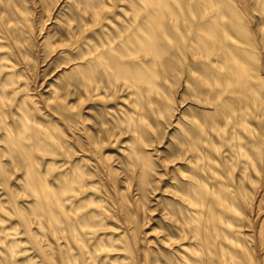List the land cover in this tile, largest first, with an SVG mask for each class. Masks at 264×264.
Instances as JSON below:
<instances>
[{"label": "rangeland", "instance_id": "rangeland-1", "mask_svg": "<svg viewBox=\"0 0 264 264\" xmlns=\"http://www.w3.org/2000/svg\"><path fill=\"white\" fill-rule=\"evenodd\" d=\"M0 264H264V0H0Z\"/></svg>", "mask_w": 264, "mask_h": 264}, {"label": "bare ground", "instance_id": "bare-ground-1", "mask_svg": "<svg viewBox=\"0 0 264 264\" xmlns=\"http://www.w3.org/2000/svg\"><path fill=\"white\" fill-rule=\"evenodd\" d=\"M198 196H199V199H198V201H199L201 204H203V202H202V201H203L202 194H201V193H199V195H198ZM201 198H202V199H201ZM207 205L210 207V204H207ZM210 208H211V207H210ZM211 209H212V208H211ZM208 228H210V229H211V231H213V230H214V231H217V229H216V227H215V226H213V227L211 228V226L209 225V226H208Z\"/></svg>", "mask_w": 264, "mask_h": 264}]
</instances>
